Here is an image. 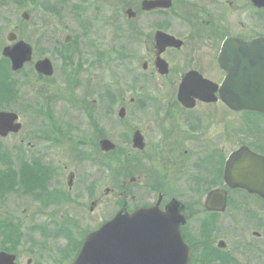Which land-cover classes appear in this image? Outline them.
<instances>
[{"label": "flooded vegetation", "instance_id": "af4514ba", "mask_svg": "<svg viewBox=\"0 0 264 264\" xmlns=\"http://www.w3.org/2000/svg\"><path fill=\"white\" fill-rule=\"evenodd\" d=\"M143 1L125 8L127 20L119 22L126 35L124 54L118 55L125 84L112 78L109 85H101L99 70H84L78 63L77 81L71 78L74 85L67 86L62 100L81 117L75 121L54 114L37 117L34 127L44 126L18 139L12 156L17 172L42 209L66 205L70 196L58 186V172L69 168L48 154H70L77 164L66 174L67 191L77 172L86 170L81 193L92 196L90 205L96 206L101 168L113 182L122 178L113 186L118 192L105 189L106 195L118 196V208L104 223L123 212L130 226L139 229L138 236L150 234L147 238L155 241L158 234L162 263L174 264L172 260L181 258L177 248L182 240L187 264H264V197L246 189L255 187L250 179H240L264 173V114L229 107L225 85L229 58L221 56L229 40L250 44L264 39V6L261 0H166L168 6L145 9ZM166 13L172 14L176 27L164 20ZM101 14L115 30L113 7ZM63 47L67 60L78 54L70 36L64 38ZM262 57L259 52L237 56L238 68L247 75L240 76L236 90L241 97L254 93L253 100L244 103L249 107H264ZM37 61L32 55L23 69L32 65L38 83L47 82L52 88L53 64L52 75L44 76L34 69ZM18 123L19 131L4 139L20 136L24 128L19 116ZM8 152L0 154L2 166L12 155ZM22 152L37 158L21 165ZM90 165L92 170H87ZM230 165L245 171L229 173ZM139 210L152 212L144 214L145 221H132ZM141 257L154 258L148 252Z\"/></svg>", "mask_w": 264, "mask_h": 264}, {"label": "rangeland", "instance_id": "374dc122", "mask_svg": "<svg viewBox=\"0 0 264 264\" xmlns=\"http://www.w3.org/2000/svg\"><path fill=\"white\" fill-rule=\"evenodd\" d=\"M139 1L0 0V73L2 74L0 111L16 113L24 128L20 136L11 135L4 140L0 138V154L4 150L7 152L10 150L11 152L8 153L12 154L10 157L7 155L3 166L2 163L0 164V179H5L3 182L0 181V186L4 185L6 188L3 192L0 190V249L15 254L18 257V264H28L29 260L31 264H73L84 236L96 231L118 208V196L112 192L106 195L105 189H115L118 192L113 186L119 185L118 182H121L122 178L113 182L111 174L101 168L99 187L94 196L100 202L96 206H91L90 203L94 199H91L90 195H83L80 189L83 180L85 181L81 176L86 170L82 172L80 169V176L77 172L75 183L68 192L66 174L71 169H75L77 160L70 154L58 157L51 152L48 156L53 154L56 159L67 163L69 169L66 173L62 170L58 172V186L60 189L61 186L66 188L65 193L70 199L66 205L47 206L42 209L39 206L40 201L30 198L35 195L30 185L25 183L27 180H24L21 174L19 176L17 172L19 168L12 156L18 148L20 137L24 138L35 127L44 126L37 124L34 127L37 117L44 118L54 114V117L66 118L68 121H75L74 119L81 117L77 110L69 108L62 100H65L67 86L74 85L71 80L77 81L74 73L81 65L84 70L93 69L94 72L99 70L97 73L101 85H109L112 78L117 84L120 79L121 84H125V78L119 68L118 55L124 54L126 35L124 24L119 22L127 20L124 14L125 8L131 4L136 5ZM108 6L113 7L117 17L115 30L109 27L107 19L101 14L102 9ZM22 13L29 15L28 22L24 21ZM164 20H170L175 27L178 25L177 21L172 22L171 13H166ZM10 32L15 33L18 40L32 47L33 61L43 58L50 60L54 68L52 88L46 86L47 82L38 83L32 65L18 72L10 70L9 62L1 57V48L10 45L7 41ZM66 36L71 37V42L76 48L79 47L78 56L73 53L69 60L64 56L68 50L66 52L63 50ZM3 75L14 87L11 96H5L8 92L4 88L6 84L3 82ZM18 158H21L23 165L29 162L28 159L37 157L22 152ZM87 170H92L91 165ZM116 177H118L117 173ZM72 196L76 201L71 199ZM6 228L14 230V233L4 239L1 233Z\"/></svg>", "mask_w": 264, "mask_h": 264}, {"label": "water", "instance_id": "95a60500", "mask_svg": "<svg viewBox=\"0 0 264 264\" xmlns=\"http://www.w3.org/2000/svg\"><path fill=\"white\" fill-rule=\"evenodd\" d=\"M169 1L166 0H145L143 1V8L153 9L156 7L168 6ZM261 6H264V0L260 2ZM22 18L24 20H29V15L27 13H22ZM17 36L15 33L10 32L7 35V41L12 43L10 46H5L2 50V56L6 58L10 63V70L12 72H17L21 70L26 63L32 62V47L22 41H16ZM166 39L171 42L172 39L166 37ZM259 52L264 54V39H257L254 42L243 43L237 40H229L226 42L221 50V56L224 60L228 59L229 63V76L225 81V85L228 87L227 92V102L231 109L233 110H251L259 111L264 114V107H249L246 106L245 101L253 100L251 97L254 93L245 92L241 97V93L236 89L241 83L239 80L240 76L244 73L247 75L246 70L241 71L237 66V61H240L237 58L240 53H253ZM233 53H236L237 56H231ZM228 56V57H227ZM221 59V58H220ZM262 57V61H263ZM231 61H235L231 65ZM34 69L37 73L44 76H50L53 73L51 62L48 59L39 60L35 63ZM245 87H247L245 85ZM248 103V102H247ZM20 124L18 123V116L13 112L0 111V137L4 139L8 134H15L19 131ZM103 144H108L107 141H103ZM109 149V148H108ZM229 173L238 174L244 169H232L231 165L229 167ZM241 180L250 179V184L254 183L255 187L245 186L250 192L259 193L264 197V173H260L259 177H240ZM257 184L256 185V182ZM151 210H139L135 212L134 222H140L144 219V214L151 213ZM128 216L119 212L113 219L104 225H102L97 231L86 236L82 249L74 261V264H165L160 260L161 247L157 241V235H155V241H150L147 237H150V234H140L137 235L136 227H132L129 224ZM135 237L140 238L138 241ZM181 240V249L177 248V251H181V258H176L174 264H187V258L183 256V244ZM139 245V247H135ZM152 246V247H151ZM151 247V248H150ZM154 256V258H143L141 254ZM179 253V252H178ZM186 254V252H185ZM187 256V254H186ZM0 264H16L15 256L8 254L6 252H0Z\"/></svg>", "mask_w": 264, "mask_h": 264}, {"label": "trees", "instance_id": "16d2710c", "mask_svg": "<svg viewBox=\"0 0 264 264\" xmlns=\"http://www.w3.org/2000/svg\"><path fill=\"white\" fill-rule=\"evenodd\" d=\"M2 74L0 73V76H1ZM3 77H4V83L6 84L5 85V89H6V91L8 92V94H5V96L7 97V96H11L14 92V90H13V85L11 86V84L10 83H8L7 81H6V77L3 75ZM0 181H5V179L3 178V180L2 179H0ZM13 184H15V183H13ZM4 188H5V186H0V190H2V192L4 191ZM6 189V188H5ZM3 232L1 233V236L3 237V238H8V237H11L12 235H13V233H14V230L12 231L11 229H9V228H6V229H3L2 230Z\"/></svg>", "mask_w": 264, "mask_h": 264}]
</instances>
